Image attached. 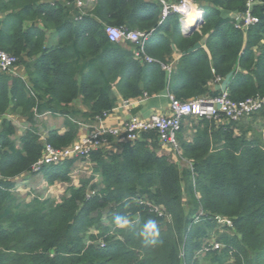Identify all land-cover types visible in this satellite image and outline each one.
<instances>
[{"label": "trees", "instance_id": "16d2710c", "mask_svg": "<svg viewBox=\"0 0 264 264\" xmlns=\"http://www.w3.org/2000/svg\"><path fill=\"white\" fill-rule=\"evenodd\" d=\"M192 1L202 24L184 36L179 15L162 20L160 0H94L81 9L75 0H0V51L22 70L0 71V264H264V108L238 121L183 118L179 165L151 131L134 141L109 138L117 150L91 152V173L77 185V160L43 166L47 186L67 185L58 202L13 191L18 177L34 175L43 141L70 146L77 122H95L118 98H212L222 91L210 84L229 76L232 101L264 98V0L246 29L235 19L245 0ZM106 27L146 39L112 43ZM46 112L63 116L66 131L42 139L35 115ZM6 116L29 127L17 137ZM116 215L132 226L116 228ZM149 218L160 228L155 244L137 235Z\"/></svg>", "mask_w": 264, "mask_h": 264}, {"label": "built area", "instance_id": "2783aa9c", "mask_svg": "<svg viewBox=\"0 0 264 264\" xmlns=\"http://www.w3.org/2000/svg\"><path fill=\"white\" fill-rule=\"evenodd\" d=\"M92 1L94 0H75V6L79 9L85 8L92 3ZM258 2H261V0H245V13L235 18L236 21L243 23L242 26L244 29L257 23L258 20L251 14V9ZM160 3L162 5V20L170 14L179 15L180 31L183 35L189 32L191 26H195V31L200 29L204 12L201 8L196 6L192 0H175L172 3L160 0ZM191 11H195V13L189 18V13ZM105 33L112 43L127 40L135 44L140 43L141 45L146 39V36L138 31H126L116 27H106ZM135 56H138V52H135ZM146 60L150 61L148 58ZM15 62L13 57L0 51V71L16 74ZM170 67L171 66H163V68L168 71ZM168 99L169 110L167 114L152 115L149 119H141L133 116L120 128L102 126L103 119L110 115V113L115 110V107L111 112L103 113L102 117L96 118L95 121L100 125L99 128L77 122L79 127L90 132L84 133L70 146L63 149H55L43 141L44 144L41 157L32 165L31 173L37 177H42L41 168L43 166L58 165L67 160L90 162L89 155L91 152L102 149L110 150L111 143L109 142V138H112L113 142L134 141L138 139L142 133L151 131L157 133L161 144L171 148L176 156L180 158L177 133L183 118L206 117L215 120L238 121L243 116L250 115L264 108V98H250L234 102L229 99L225 91H222L216 97H199L186 102H180L171 96H168ZM124 106H130V101H124ZM47 114L50 113L46 112L41 115ZM35 117L38 118L39 115H35ZM88 174L90 175V173ZM72 175L73 173H71V179L73 178ZM94 178L96 180L98 176H94ZM19 190L21 189L18 186H15L13 189V191L17 193H19ZM224 223L228 224L227 221Z\"/></svg>", "mask_w": 264, "mask_h": 264}, {"label": "crops", "instance_id": "0c3cea01", "mask_svg": "<svg viewBox=\"0 0 264 264\" xmlns=\"http://www.w3.org/2000/svg\"><path fill=\"white\" fill-rule=\"evenodd\" d=\"M94 3V1H92V3H90L88 7H90L92 4ZM236 18V17H235ZM194 32H199L198 31H194ZM192 32V33H194ZM191 33V34H192ZM182 34V33H181ZM190 34V35H191ZM183 35V34H182ZM184 36H189V35H184ZM57 42V37L55 35H53L52 33H48L47 36V44L50 46H54ZM173 60L178 59L179 54L174 50L173 52ZM171 66V64H170ZM16 74H20L22 75V70L20 68L16 67ZM231 80V77H227L225 79H219L217 82L210 84V88L211 90H220V91H225L227 85L229 84ZM124 101L126 100H122L121 98H118L116 106H115V110L110 113V115H108L106 118L103 119L102 121V126L105 127H113V128H120L123 126L124 123L128 122L130 120L131 117L135 116L141 119H149L152 115H162V114H167L168 110H169V99H168V95L164 92L161 93L157 96H153V97H145V98H141L139 100H134V101H130V106H124ZM80 110L81 107H79ZM7 118L11 119L12 123L15 125L16 130H17V137H20L24 130L27 129L29 126L22 122L20 119H18L17 117L13 116V117H9L6 116ZM83 124L86 125H90L93 126L95 128H99L100 125H98V123L95 121L93 123H87L84 121H81ZM35 127L39 133V135L44 138L47 134L48 131L50 130H58L60 133H63L66 131V127H65V118L63 116L60 115H55V114H47V115H39V117H36V123H35ZM42 132H41V130ZM78 134H77V139L82 136L84 133H88L90 131H87L84 128L79 127L78 128ZM186 134H184V138L186 140H189L192 136V130H188L185 132ZM160 142V141H159ZM160 150L163 153L166 154H172V160L177 162L178 165L179 163H184L183 161H179V157L176 156L175 152L173 150H171V148H169L168 146H165L163 144L160 143ZM111 149L117 150V146L116 147H111ZM90 162H85V161H80V162H76L74 165V169L77 170H85L87 173H91L90 170ZM35 175H31L28 177H18L17 178V182L15 186L20 187L21 190L26 191L28 189H30L32 194L33 192H35L36 190L40 193V196H43L44 192L46 191V187L47 184L45 183L43 177L39 176V177H34ZM95 180V178H94ZM98 180V179H96ZM41 181V184H39ZM77 182V183H76ZM72 178L71 179V183L73 185H77L79 181H76ZM39 184V185H37ZM66 187L67 185L64 184ZM63 185V186H64ZM48 187H54L53 186H48ZM61 188H57L55 191L56 193L60 190ZM36 191V192H37Z\"/></svg>", "mask_w": 264, "mask_h": 264}, {"label": "clouds", "instance_id": "9594fccd", "mask_svg": "<svg viewBox=\"0 0 264 264\" xmlns=\"http://www.w3.org/2000/svg\"><path fill=\"white\" fill-rule=\"evenodd\" d=\"M113 224L116 228L126 229L132 226V221L127 215H116ZM137 235L145 244H155L160 236V228L154 219L149 218L139 227Z\"/></svg>", "mask_w": 264, "mask_h": 264}, {"label": "rangeland", "instance_id": "374dc122", "mask_svg": "<svg viewBox=\"0 0 264 264\" xmlns=\"http://www.w3.org/2000/svg\"><path fill=\"white\" fill-rule=\"evenodd\" d=\"M16 73H17V71H16ZM262 126H263V130H264V121H263V125ZM256 128L257 127L255 125V129ZM41 132H42V130H41ZM116 143H118V142H116ZM72 173H73L72 177L75 180V182L83 180V179H87V177L89 176V174L85 170H77V169H75L74 172H72ZM34 177L37 178V176H34ZM16 182H17V179H16ZM39 184H41V181H40ZM39 184H37V185H39ZM63 185H64L63 183L58 182V183L54 184V187L50 188V187L47 186L46 187V191L44 192L43 196H40V193L37 190H36L37 192L35 191L32 194H30L31 193L30 189H28L26 191L19 190V194H20V196L22 198H24L26 200H29V199L33 198L34 196H37V197L42 198V199L50 198V199L54 200L55 202H58L59 199L64 195L65 190H66V186L65 185L63 186ZM51 186H53V185H51ZM57 188H61V189L56 193L55 191H57L56 190ZM225 225H228V224H225ZM212 244H213L214 249H215L217 247V245L214 244V243H212Z\"/></svg>", "mask_w": 264, "mask_h": 264}, {"label": "water", "instance_id": "95a60500", "mask_svg": "<svg viewBox=\"0 0 264 264\" xmlns=\"http://www.w3.org/2000/svg\"><path fill=\"white\" fill-rule=\"evenodd\" d=\"M194 31H195V26H191L189 32L186 35H190Z\"/></svg>", "mask_w": 264, "mask_h": 264}, {"label": "bare ground", "instance_id": "6f19581e", "mask_svg": "<svg viewBox=\"0 0 264 264\" xmlns=\"http://www.w3.org/2000/svg\"><path fill=\"white\" fill-rule=\"evenodd\" d=\"M194 13H195V11H191V12L189 13V18H191V17L194 15Z\"/></svg>", "mask_w": 264, "mask_h": 264}]
</instances>
